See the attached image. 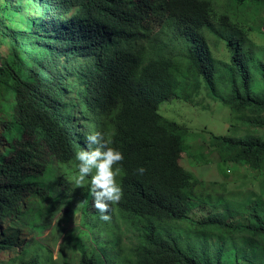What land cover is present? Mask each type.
<instances>
[{
  "label": "trees",
  "instance_id": "obj_1",
  "mask_svg": "<svg viewBox=\"0 0 264 264\" xmlns=\"http://www.w3.org/2000/svg\"><path fill=\"white\" fill-rule=\"evenodd\" d=\"M0 1L27 21L17 30L0 16V37L9 45L0 65L7 142L0 152V217L37 234L48 229L55 213L49 206L82 195L75 152L88 134L101 131L124 154L123 194L107 221L89 194L87 231L70 240L71 250L81 253L77 264H264V140L213 136L225 162L260 174V192L241 207L244 222L233 225L227 222L232 202L214 199L208 192L216 185L180 164L187 129L159 111L165 101L191 102L205 89L237 114L264 113V56L243 24L215 18L202 0ZM237 2L264 9V0ZM215 19L229 62L216 58L210 45ZM202 203L220 211L190 221ZM131 229L138 233L134 247L124 239ZM13 245L8 236L0 249ZM6 264L42 263L25 250Z\"/></svg>",
  "mask_w": 264,
  "mask_h": 264
},
{
  "label": "rangeland",
  "instance_id": "obj_2",
  "mask_svg": "<svg viewBox=\"0 0 264 264\" xmlns=\"http://www.w3.org/2000/svg\"><path fill=\"white\" fill-rule=\"evenodd\" d=\"M202 1L212 5L215 18L227 17L232 23L243 24L242 27L249 38L256 46L258 45L257 48H261L264 56V9H259V6L254 4H240L237 0ZM0 8L3 10L0 16L8 27L17 30L25 28L27 21L22 13L14 11L3 1H0ZM218 25L219 22L215 19L213 28L207 32L210 45L216 58L222 62H229L231 51L225 37L217 33ZM8 58L9 45L0 37V65ZM259 59L264 61V58L259 57ZM159 111L166 119L187 129L184 140L186 150L182 154L180 164L201 181L216 185L208 192L214 199L225 198L232 202L231 214L227 222L233 225L244 222L240 210L260 192V174L250 166L225 162L212 139L213 136L234 138L255 136L264 140V113L257 114L247 110L237 114L221 100L208 95L205 89L191 102L181 99L165 101L160 105ZM2 128L3 121L0 120V152L7 146V142L2 139ZM77 189L82 195H79L74 202L68 201L63 204L62 201H57L49 206V209L55 212L51 217V226L45 231L39 229L37 231L39 234L24 222L0 217V242L12 236L14 243L8 249H0V264H6L10 258L20 252L24 253L25 250L37 255L42 264H64L62 258H67L69 264H77L81 253L75 247L71 250L70 240L72 235H78L82 230L87 231L83 219L85 203L91 193L88 185L79 186ZM85 191L88 194L84 197ZM206 198L207 196L205 200ZM21 202V205L26 206L31 203V199L25 196ZM217 211L220 210H215L213 204H199L191 212L190 221H201ZM124 239L128 246L134 247L138 233L131 229L126 232ZM85 240L92 245L89 238Z\"/></svg>",
  "mask_w": 264,
  "mask_h": 264
},
{
  "label": "clouds",
  "instance_id": "obj_3",
  "mask_svg": "<svg viewBox=\"0 0 264 264\" xmlns=\"http://www.w3.org/2000/svg\"><path fill=\"white\" fill-rule=\"evenodd\" d=\"M78 161L75 183H89L93 196V206L100 213V219H110L109 210L112 204L122 198L123 190L118 177L121 174L124 154L114 146L101 131H93L85 138V146L75 152ZM140 167L137 172L143 174Z\"/></svg>",
  "mask_w": 264,
  "mask_h": 264
}]
</instances>
